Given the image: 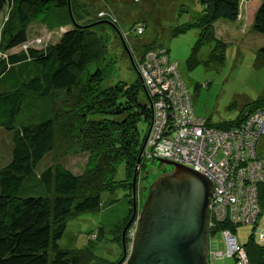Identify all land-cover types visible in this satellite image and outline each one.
I'll return each mask as SVG.
<instances>
[{"label":"trees","instance_id":"1","mask_svg":"<svg viewBox=\"0 0 264 264\" xmlns=\"http://www.w3.org/2000/svg\"><path fill=\"white\" fill-rule=\"evenodd\" d=\"M243 1L246 0H202L201 40L209 39L212 34L209 28L214 22L241 20ZM85 3L86 0H0V12L9 9V20L0 38L4 51H12L0 61V129L10 134L11 141V156L0 168V264H99L102 259L94 255V250L85 249L84 256H80L75 251L81 249L62 248L59 243L73 217L100 210L102 192L114 190L126 181H115L120 164L125 165L126 178L135 172L143 150L147 134L141 137L139 124L146 123L149 131L152 120L143 80L138 74L131 85L122 81L102 85L99 67L103 60V39L93 27L73 21L77 14L85 16L83 13L89 8L85 9ZM33 24L63 32L57 42L39 49L30 45ZM110 24L122 33L121 27ZM140 28L144 29L142 33L138 31ZM135 30L136 35L142 36L146 25L141 23ZM254 30L264 35V0H260L257 9ZM183 32L180 29L176 34ZM125 48L129 52L128 46ZM156 49L166 50L169 56L166 47L148 44L139 57ZM259 54L264 56V46ZM132 64L137 71L135 61ZM93 65L96 70L90 72L84 83V74ZM90 90L98 98L89 107L92 113L80 116L79 144L82 150L95 151L100 157L90 159L80 174L62 163L37 173L39 163L55 147L59 112L56 96L62 94L72 99L75 92L86 96ZM62 102L67 104L64 99ZM259 109H264V97L248 104L234 121L209 124L229 129L243 122L247 113ZM33 180L40 185L36 191L29 189ZM258 191L263 214L264 183ZM133 204L132 201L126 225L134 214ZM126 225L120 226L116 233L122 249L120 260L124 257L122 233ZM239 226L223 224L220 232L228 230L234 235ZM129 231L125 237L126 256L130 253ZM243 247L250 264H264V245L258 244L253 234ZM118 262L102 261V264Z\"/></svg>","mask_w":264,"mask_h":264},{"label":"rangeland","instance_id":"2","mask_svg":"<svg viewBox=\"0 0 264 264\" xmlns=\"http://www.w3.org/2000/svg\"><path fill=\"white\" fill-rule=\"evenodd\" d=\"M258 1H243L240 17L242 20L214 22L209 28L212 34L204 41L201 40L204 15L202 0H86L85 9L89 8L84 11L85 16L76 13V19L73 18V21L75 24L93 27L103 39V60L99 67L103 74L102 85L112 86L120 81L129 85L135 83L139 73L134 69L132 61L139 58L145 45H162L169 50L170 61L179 65L178 72L187 92L192 96L196 115L211 124L225 125L236 120L248 104L264 97V56L259 54L260 48L264 46V35L254 30ZM8 10L6 8L5 12H0V34L9 20ZM110 22L121 27L123 35L119 34ZM141 23L146 25V30L142 36H138L135 29ZM180 29L185 32L176 34ZM31 30L33 38L30 45L39 49L57 42L63 32L50 31L47 27L36 24L31 26ZM124 44L130 49L129 52ZM11 52L4 51L0 38V61ZM95 67L96 65H93L91 70L84 74V83H87L88 76L95 72ZM93 92L94 90H90L86 96L84 93L75 92L72 99L64 98L62 94L56 96L59 112L56 115L58 125L55 147L39 163L37 173H42L51 165L62 163L74 173L80 174L90 159L100 157L95 151L82 150L79 144L80 116L84 112V116H89L92 113L89 107L94 105L98 98L93 96ZM63 99L67 104L62 102ZM139 130L143 138L147 134L148 125L141 122ZM256 144L257 155L264 157V136H261ZM10 156V134L0 129V168L8 162ZM165 162L168 161L145 160L142 156L137 162L135 172L127 178L125 165L120 164L115 181H126L119 183L114 190L102 192L103 206L100 210L73 217L67 224L60 246L73 250L81 249L82 251H75L80 256H84L85 249H92L94 255L102 259L99 264H102V261L118 262L122 249L116 240V233L119 232L120 226L126 225L132 201L138 205L140 216L151 185L156 182L157 177L174 170V166ZM136 172L134 196L133 183ZM39 187L38 180H33L29 189L36 191ZM138 220L136 217L128 230L133 227L136 230ZM222 226L223 224L219 223L217 231H211L209 235L212 242L218 243V251L225 253L227 245L224 234L220 232ZM251 234L258 244L264 245V213H260L256 225H240L234 237L243 247ZM212 250L213 254L208 257L209 264H235L234 258L228 257L227 254H215L214 244L211 243L209 254Z\"/></svg>","mask_w":264,"mask_h":264},{"label":"built area","instance_id":"3","mask_svg":"<svg viewBox=\"0 0 264 264\" xmlns=\"http://www.w3.org/2000/svg\"><path fill=\"white\" fill-rule=\"evenodd\" d=\"M136 59L135 67L152 111L143 158L182 165L212 182L209 233L219 223L232 227L255 225L262 212L258 188L264 183V160L257 155L256 142L264 136V109L247 113L243 122L229 129L211 126L195 114L192 96L180 78L178 65L169 60L166 50L156 49ZM135 234L133 227L129 231L127 259ZM224 235L227 251L220 253L216 242L215 254H227L235 264H250L234 235L228 230H224ZM209 238L212 240L210 235ZM212 254L213 250L209 255Z\"/></svg>","mask_w":264,"mask_h":264},{"label":"water","instance_id":"4","mask_svg":"<svg viewBox=\"0 0 264 264\" xmlns=\"http://www.w3.org/2000/svg\"><path fill=\"white\" fill-rule=\"evenodd\" d=\"M141 157L142 152L138 162ZM165 163L174 166V170L157 177L151 185L137 222L133 250L127 259L125 237L136 219L134 202V214L122 233L124 257L117 264H209L212 182L190 168ZM136 178L137 172L134 196ZM212 244L216 246V242Z\"/></svg>","mask_w":264,"mask_h":264},{"label":"flooded vegetation","instance_id":"5","mask_svg":"<svg viewBox=\"0 0 264 264\" xmlns=\"http://www.w3.org/2000/svg\"><path fill=\"white\" fill-rule=\"evenodd\" d=\"M136 195V194H135ZM137 205V204H136ZM136 217L139 218L138 211L136 212Z\"/></svg>","mask_w":264,"mask_h":264},{"label":"crops","instance_id":"6","mask_svg":"<svg viewBox=\"0 0 264 264\" xmlns=\"http://www.w3.org/2000/svg\"><path fill=\"white\" fill-rule=\"evenodd\" d=\"M141 1V0H140ZM260 3V0L258 1V4ZM242 20V19H241Z\"/></svg>","mask_w":264,"mask_h":264}]
</instances>
